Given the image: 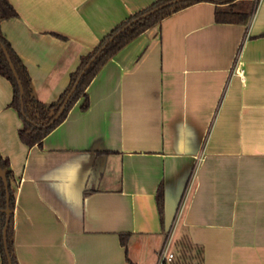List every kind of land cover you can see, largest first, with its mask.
I'll return each instance as SVG.
<instances>
[{"label":"crops","instance_id":"1","mask_svg":"<svg viewBox=\"0 0 264 264\" xmlns=\"http://www.w3.org/2000/svg\"><path fill=\"white\" fill-rule=\"evenodd\" d=\"M155 1L8 0L18 15L0 29L50 104L82 56ZM225 5L201 0L129 41L41 146L20 141L0 75L18 264H157L171 227L202 264H264V0H235L246 20L216 22Z\"/></svg>","mask_w":264,"mask_h":264},{"label":"trees","instance_id":"2","mask_svg":"<svg viewBox=\"0 0 264 264\" xmlns=\"http://www.w3.org/2000/svg\"><path fill=\"white\" fill-rule=\"evenodd\" d=\"M168 0H157L148 7L134 13L127 20L123 21L115 28H113L109 34H107L89 53L81 57V62L70 76V82L66 89L59 95V97L51 102L50 104H45L35 98L32 92L31 79L27 68L22 63L21 59L15 53V51L10 46L9 42L6 40L0 29V45L2 44L10 57L11 63L13 64L14 70L16 71L17 77L21 82L22 94L20 93L19 85L17 83L16 77L9 66L8 61L0 46V75L6 78L12 86V100L10 102V107L14 108L20 115L23 125L18 131V137L22 143L26 146H41L44 137L51 132L58 124H60L66 117L67 112L72 107V105L80 98L84 93L85 88L89 84L90 80L94 77L99 68L118 50H120L129 41L139 36L152 26L156 25L163 18L183 9L191 4L199 2L201 0H189L179 2L170 6H166L154 14L131 24L129 27L124 29L118 36H116L101 53L93 60L88 69L82 74L73 94L71 95L69 101L67 102L63 113L55 120L51 125L47 126L48 123L53 119L55 114L60 109L62 103L64 102L67 93L69 92L74 81L77 79L79 73L85 66V64L91 59L93 54L105 43V41L118 30H120L124 25L132 21L141 13L161 4ZM210 1L216 4H227L225 7L217 6L215 10V20L216 22H243L247 18L246 12H238L233 10V4L235 0H204ZM17 12L14 7L8 2V0H0V24L4 20H8L17 17ZM88 107V98L84 95L83 102L81 104V109L85 110ZM0 167L5 173V177L8 184V196H9V220L6 228V244L3 241V230L6 221V190L4 182L0 177V259L1 264H18L15 253H14V241H13V212L15 208V195H16V185L13 177V172L10 168L9 161L2 158L0 155ZM163 190L162 186L158 187L156 193V201L160 213H163ZM126 235H120V241L123 246L126 244ZM177 251L179 253L178 259L184 261L188 258L189 254L195 249L199 256L200 264H202V249L191 244L190 240L186 237L179 240L176 244ZM7 249V250H6Z\"/></svg>","mask_w":264,"mask_h":264},{"label":"water","instance_id":"3","mask_svg":"<svg viewBox=\"0 0 264 264\" xmlns=\"http://www.w3.org/2000/svg\"><path fill=\"white\" fill-rule=\"evenodd\" d=\"M183 1H189V0H168L164 3H161L143 13H141L140 15H138L136 18H134L132 21H130L129 23H127L126 25H124V27H122L120 30H118L116 33H114L113 35H111L106 41L105 43L93 54V56L91 57V59L85 64V66L83 67V69L81 70V72L79 73L77 79L74 81L73 85L71 86L69 92L66 95V98L64 100V102L62 103L60 109L58 110V112L55 114V116L53 117V119L48 123L47 126L51 125L55 120H57L59 118V116L63 113V110L67 104V102L69 101L71 95L73 94L82 74L88 69V67L90 66V64L93 62V60L101 53V51L105 48V46H107L116 36H118V34H120V32H122L124 29H126L127 27H129L131 24L136 23L137 21L144 19L152 14H154L155 12H157L158 10L166 7V6H170L179 2H183ZM1 49L5 55L6 60L9 63V66L13 72V75L16 77L17 83L19 85V89H20V93L22 94V86H21V82L17 77L16 71L14 70L13 64L11 63L10 57L8 55V52L6 50V48L1 44ZM0 177L4 182V186H5V190H6V209H5V214H6V221H5V227L3 230V241L6 244V228L8 225V220H9V196H8V184H7V180L5 177V173L4 171L1 169L0 167ZM7 250V249H6ZM9 264H11L9 262Z\"/></svg>","mask_w":264,"mask_h":264},{"label":"rangeland","instance_id":"4","mask_svg":"<svg viewBox=\"0 0 264 264\" xmlns=\"http://www.w3.org/2000/svg\"><path fill=\"white\" fill-rule=\"evenodd\" d=\"M174 242H175V236H173V239L171 240V243L169 246V251H172V253L174 254V257L172 261L169 262L168 264H200L199 256L195 249H193V251L189 254L187 259H185L184 261L182 260L180 261L178 259L179 253L176 248V244L178 241H176L175 243Z\"/></svg>","mask_w":264,"mask_h":264},{"label":"built area","instance_id":"5","mask_svg":"<svg viewBox=\"0 0 264 264\" xmlns=\"http://www.w3.org/2000/svg\"><path fill=\"white\" fill-rule=\"evenodd\" d=\"M173 227H171L170 229H168L167 231V236L165 238V241L162 245V248L159 251L158 254V262L157 264H168L169 262L172 261L174 254L172 253V251H169V246L171 243V237H172V229Z\"/></svg>","mask_w":264,"mask_h":264}]
</instances>
